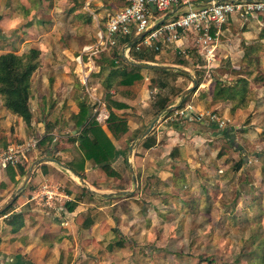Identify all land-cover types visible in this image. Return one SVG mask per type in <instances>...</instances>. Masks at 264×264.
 Instances as JSON below:
<instances>
[{"label": "rangeland", "instance_id": "obj_1", "mask_svg": "<svg viewBox=\"0 0 264 264\" xmlns=\"http://www.w3.org/2000/svg\"><path fill=\"white\" fill-rule=\"evenodd\" d=\"M86 1L0 0V54L11 52L20 55L38 47L40 54L46 56L48 52L52 59V56H63V49L77 54L80 50L95 48L97 34L105 28V14L113 9L110 4L119 5L120 0H101L103 6L95 0H88L95 16L92 17L89 11L82 13L79 10L71 20H67L69 7L74 4L79 8ZM185 9L186 6H181L180 10ZM165 15L157 13L155 16L160 21ZM210 43L202 46L193 35H188L182 39L179 47L166 43L161 45V50L174 63L183 61V66L192 71L191 78L193 74L199 75L200 78H194L196 81L208 79L214 82L219 79L238 88L245 84L248 107L233 111L230 102L218 101L206 104L202 107L204 110L198 111L186 102L190 98L187 96L181 108H178L179 103L170 105L174 107L171 111L154 115L155 121L150 130L157 127L159 131H167L168 123L178 126L179 131H174L176 135L172 144L178 141L179 136V142L186 146L180 155L173 148L165 150L163 144L166 141H162L163 137L159 138L162 147L154 155L163 156L159 158V164L167 180L154 187L149 181L145 183L144 174L141 175L142 179L138 177L142 184L137 186L131 178L134 175L124 170L122 164L120 168L118 165L126 179L125 191L130 192L128 199L137 203L135 209L141 208L145 212L144 215L141 213L137 229L132 228L136 227V223H130L126 226L130 232L124 230V238H132L134 244L110 250L101 245V248L92 251L91 255L96 256H92L93 264H264V19L259 16L246 19L229 17L219 36H213ZM123 46L118 44L92 57L99 71H102V66L105 67L100 74L102 80L110 67L102 58L111 57L113 52L120 54L122 49L126 51ZM207 50H211V53H206ZM93 51L91 49L86 53L92 54ZM247 51L250 53L247 54ZM145 52L148 55L156 54L148 50ZM136 53L135 49H128L127 60H131V55L134 58ZM161 54H158V62H163ZM114 64L122 66L118 59ZM78 73L76 76L69 68L67 72H62L60 78H69L76 85V100L82 96L90 110L92 107L93 113L95 99L104 100L103 86L102 89L87 92L82 84L85 74ZM38 74L35 73L33 77L35 84L40 79ZM90 74L93 77L97 75L93 71ZM175 78V74H172L166 76L164 81L174 83ZM54 81L55 77H52L49 88H52ZM157 81H161V78L154 79L153 84ZM186 81L189 79L186 78ZM92 83H88L89 89ZM211 89L208 88L209 91ZM172 90V86H167L160 89L159 94L173 99L177 93ZM35 98L37 96L34 102ZM31 105L34 106L33 103ZM216 106L218 109H213ZM2 108L0 104V111H4ZM191 122H196L199 130L191 131L188 128L192 126ZM200 122L205 124L201 125ZM3 130L0 128V131ZM55 135L56 146L60 143L61 134L57 132ZM148 137L141 141L144 143ZM0 144L2 146L1 140ZM151 154L150 151L147 155ZM141 156L138 155V158ZM240 160L243 163L235 170ZM23 162L24 159L18 165H23ZM30 182L28 189L25 187V195L21 197L23 192L20 193L13 202L12 211L17 208V211L22 210L20 204L26 202L24 209L30 207V211L40 212L41 209L30 201L39 181ZM63 190L66 192L67 189ZM151 190L155 194H151ZM152 220H155L154 224H151ZM113 234V230L107 232L104 243L111 242ZM118 238L122 239L115 236V240ZM94 243L98 245L95 240ZM10 250L7 245L0 247V264H35L31 252L21 254L19 249L16 252Z\"/></svg>", "mask_w": 264, "mask_h": 264}, {"label": "crops", "instance_id": "obj_2", "mask_svg": "<svg viewBox=\"0 0 264 264\" xmlns=\"http://www.w3.org/2000/svg\"><path fill=\"white\" fill-rule=\"evenodd\" d=\"M95 1L103 6L101 0ZM97 5L94 4V6ZM110 6H112L113 9H117L116 7H118V5L115 4H110ZM79 10L82 13L84 11H89L92 17L95 16L90 10V3L87 0L85 5L79 6V8L74 7V4H72V7H69L66 12L67 20H71L73 15ZM103 20L105 21V17ZM85 25H87L86 21ZM131 47L130 45L123 46V48H126L127 52ZM35 48L41 53L38 47ZM147 50L154 52L152 49L143 48V51ZM126 51L122 49L120 56L122 57V55H124L127 59ZM61 53L63 56L60 57L56 55L57 58L52 56V59H50L48 52L46 56H44V54L39 55L40 67L36 73H39L38 78L40 76V79L36 84L34 82L29 101L32 112L30 128H27L20 118L11 114L5 108H2L4 111H0V128H4V130L0 131V140L2 141V146H6L9 143L30 139L32 136L42 137V141L43 138L51 137V135L55 136V134L59 132L61 134L59 145H51L54 146V150L51 151L48 147L41 144L33 151V156L30 155V153V156L27 155L29 158H27V156L25 157L24 164H21V166L27 171L34 160L42 157H49L58 161L59 164L48 162L36 166L30 178V184L37 181L41 183L43 179H48L51 182L54 181L56 184L58 183L62 186L63 189H67L64 193L68 201L64 204L63 213L60 217H53L52 214L49 215L48 212H44L40 209L39 213H35L29 210L30 207H27V209L23 208L27 205L26 202L22 203V205L20 204V209L22 208V210L17 211V208L14 209L12 213L22 214L24 226L15 233L11 232V227L7 225L5 216H0V247L2 248L3 245H7V248L9 247L13 252L19 249L22 252L21 254H28V252H31V259L35 264H93L92 260H94L96 256L91 255L92 251L97 249V247L101 248V245L104 249L110 250L111 248H124L128 247L130 244H134L132 238L129 240L124 238L126 235L124 230L128 229V232H130V228L126 227L129 226L128 224L130 223H136V227L132 226V228L137 229V226H140L141 215H144L145 212L141 208V210L134 208L137 203L128 199V197H130L128 193L118 195L119 192L126 190L124 187L126 179L123 177L121 169H119L121 164L124 170L134 175L132 176L133 178H136L134 181L131 177L134 184L137 186L142 184L139 179H142L141 175L144 174L145 183L149 181L151 186L154 187L156 184L160 185V183L162 184L167 180L164 170L161 169L162 165L159 164V158L163 156L154 155L155 151L162 147V145L159 144V138L163 137L164 140L161 138L162 141H166L163 144V147H166L165 150L173 148L174 152L178 150L180 155H182L184 147L186 146H184L183 142H179L181 141L179 136L178 141L172 144L176 135L174 131H179V129L178 126H173V124L170 123L167 124L169 130L159 131V128L153 127L150 133L146 135L150 136V139H154L153 146L145 149L143 147V141H136L155 119L152 99L153 93L160 92V89L158 90L156 86L152 85L151 81L156 78H161V82L165 84V87H173L172 91L177 93V95L174 96L173 99H171L170 96L166 97L172 102V106L178 103V105H180V103L185 100L181 99L183 91L191 87L192 90L186 94L184 98L190 96L186 102L190 103L192 107L198 111L204 110L202 107L206 104L211 105V102L214 103L211 97L215 83L208 79H203V81L194 80V78L198 79L200 76L193 74V78H191L190 73H192V71L190 68L180 66L177 64L178 62L174 63L169 60L170 56L164 54L166 52L161 50L156 53L157 55H153V61L144 60L140 63H152L175 67L181 71L185 70V72L182 73L183 76L175 75L176 78L174 83H168L164 80L166 76H172V74L174 75L175 72H178L177 70L167 71L169 73H156L153 69H145L140 73L143 79L135 82L132 86H121L114 81L110 88L105 89L103 85L105 79L102 80L101 76L98 75L100 72L98 70L99 68L94 64L92 58L94 54L83 52V50L78 51L77 54H73L65 49H63ZM159 53H162L163 62L157 61ZM163 54L165 56H163ZM57 59L58 61H56ZM60 59H62L61 63L59 62ZM129 61L135 62L132 61V59ZM69 68H71V71L75 73L76 76L79 74L78 72H81L82 75L85 74L84 78H86L87 84L83 86L86 88L87 92L88 90L95 91L96 88L102 89L103 86V101L105 102L107 112H113L118 117L125 120L127 131L117 139L113 138L110 133L107 132V125H105L107 122L98 123L115 146L116 155L111 166L119 177L107 178L91 161L84 162L82 178L78 177L67 168V164L73 159L72 147L77 145V141H75V143L72 142L71 137H74L75 140V136L80 131V127L77 128L75 122L79 112L80 101L84 99L82 96H79L78 100H76V85L72 84L69 78H64L63 80L60 78L62 72H67ZM86 71L88 74H86ZM92 71L97 75L93 77L90 74ZM52 77H55V81L52 88H49L48 84L52 81ZM186 78H188L189 81L185 83ZM94 80L96 81L94 82ZM193 80L195 81L194 87H192ZM90 81L93 83L92 87L89 89L88 83H90ZM208 88L212 89L209 91ZM36 96L37 98H35L36 101L34 102L33 100ZM108 100L123 104L125 107L119 109L112 107L109 109L107 106ZM32 103L34 106L36 103V107L31 105ZM213 109L218 108L216 106L215 108L213 107ZM93 114L92 107L91 110L89 107V116L87 119H91ZM48 124H51L52 127V131L49 133L46 132ZM190 124L192 126L188 128L191 131L194 129L199 130L196 122H191ZM200 124L204 125L205 123L200 122ZM210 125L213 126V124ZM171 126L173 127L171 128ZM67 134L70 136H67ZM145 138H143V140ZM131 150H133V152ZM150 151L153 154L148 156L147 154ZM140 154L142 156L139 159L138 155ZM21 161H23V159ZM13 172L11 178L7 171L0 172V206L5 205L11 199L23 182L16 168H13ZM139 176L140 178L138 179ZM179 177L181 179L182 174H180ZM26 187L28 189V185ZM27 189L22 191L23 194L21 197L25 195L24 192H26ZM151 194H155L153 190H151ZM19 200L20 197L17 201V205ZM67 204L73 205L72 210H66L65 205ZM146 213L148 215V211H146ZM154 222L155 220H152L151 224H154ZM110 230H113V238L111 242L104 243L105 235ZM115 236L122 239L118 238L115 240ZM94 240L98 244L97 246H95ZM101 240L103 241L102 244L100 243ZM11 250L10 252H12Z\"/></svg>", "mask_w": 264, "mask_h": 264}, {"label": "trees", "instance_id": "obj_3", "mask_svg": "<svg viewBox=\"0 0 264 264\" xmlns=\"http://www.w3.org/2000/svg\"><path fill=\"white\" fill-rule=\"evenodd\" d=\"M123 3L120 1V4L116 8H121ZM114 10V9H112ZM111 10V11H112ZM110 11V12H111ZM106 16L104 23V30H106ZM134 37L132 35L120 38L118 44L130 45ZM117 44V45H118ZM116 45V46H117ZM114 46V48L116 47ZM135 46L130 48V51L133 50ZM253 51H255L253 49ZM145 51L137 52L133 58L131 55L132 61L140 63L141 61H153V55H148L144 53ZM250 52L247 51V54ZM40 53L36 48H30L27 52L20 55L14 53H2L0 54V104L11 114L20 118L27 128H30L32 121V112L30 109V98L32 93V87L34 85L33 76L40 67ZM147 58V59H146ZM115 59H118L121 62L122 66H116ZM103 62H107L110 65L107 71V75L103 81L104 88H110L113 85V82L121 86H132L135 82L141 81L143 77L141 76L142 70L132 66L130 63L126 62L118 52H113L111 57L102 58ZM178 65L183 66V61H177ZM107 66V65H106ZM104 66H102V71H104ZM100 71L98 75L102 73ZM156 73H169L163 70L153 69ZM175 75L183 76L181 72H175ZM185 76V75H184ZM152 85H155L158 90L165 88V84L161 81H157ZM215 87L211 99L214 102L218 101H228L231 103V110L235 109H245L248 107V99L246 98L247 88L244 86L237 87V85L226 84L225 81H220L216 79L214 81ZM185 99V98H184ZM84 100V99H83ZM80 101L79 112L77 114V119L75 126L80 127V131L74 137H71V141L77 145L72 147L73 159L67 168L75 173L78 177L82 178L83 165L85 161H91L94 166H96L107 178L110 177H119L116 172L113 171L111 163L114 161L116 150L115 146L110 140L105 132L101 129L94 118L87 119L89 116V106L85 101ZM250 101V100H249ZM107 106L109 109L114 108H124L123 104L118 102H113L111 100L107 101ZM185 100H183L178 108H181L184 105ZM171 101L168 100L165 96L162 97L159 94V91L153 95V108L155 115H158L162 112H165L168 107H170ZM109 119L107 121V131L114 138H118L120 135L127 131V126L125 120L118 117L113 112H109ZM170 113H167L169 115ZM51 124L47 125L46 132L49 133L52 130ZM45 145L49 150H54L53 143L51 142V137H45L40 142V145ZM154 139L149 137L143 143L145 149L153 146ZM240 160L234 167L235 170H238L242 164ZM13 168H16L18 175L22 178L26 170L21 165L15 167H7V171L10 178L12 177ZM13 203L3 211L0 216H5V221L7 225L11 227V232H18L24 226V219L21 213H12ZM66 210H72L73 205H65Z\"/></svg>", "mask_w": 264, "mask_h": 264}, {"label": "built area", "instance_id": "obj_4", "mask_svg": "<svg viewBox=\"0 0 264 264\" xmlns=\"http://www.w3.org/2000/svg\"><path fill=\"white\" fill-rule=\"evenodd\" d=\"M123 3L121 8H117L106 14V30H99L95 48L84 49L83 52L94 49L92 54L105 52L107 48L118 44L120 38L132 35L134 38L147 31L148 33L137 42L135 51L149 48L155 53L161 51V45L172 43L180 46L183 38L193 35L202 46L211 44V39L219 36L222 26L229 17L237 16L246 19L247 17L264 18V0H120ZM181 6H186L181 11ZM175 13L159 22L155 16L157 13ZM160 20V21H161ZM156 26L154 29H152ZM98 48H100L98 50ZM181 52L180 48H177ZM206 53L210 54L211 50ZM82 84L86 86V78ZM93 109L94 120L97 123L108 121L105 102L95 99ZM213 119V118H211ZM213 123V122H212ZM52 136L53 144L56 143L57 136ZM42 137L32 136V138L9 143L0 146V172L7 167H15L22 159L33 153L40 144ZM30 201L37 208L52 214L53 217H60L67 196L63 187L54 184L48 179H43L35 188Z\"/></svg>", "mask_w": 264, "mask_h": 264}, {"label": "water", "instance_id": "obj_5", "mask_svg": "<svg viewBox=\"0 0 264 264\" xmlns=\"http://www.w3.org/2000/svg\"><path fill=\"white\" fill-rule=\"evenodd\" d=\"M174 13H175V11L167 13L163 19H167V18L171 17ZM161 23H162V20L159 21L156 26H159ZM156 26H154L152 29H154ZM147 33L148 32L145 31V32H143V34H141L138 37L134 38V40L132 41V43L130 44V46H133L137 42H139L142 38H144V36ZM122 57H123V59L126 60V62L130 63L132 66L137 67V68H139L141 70H145V69H157V70H163V71L177 70V71H179L181 73L185 72V70L181 71L180 69H177V68L171 67V66H162V65L152 64V63H144V64L135 63V62H131V61L127 60L124 55H122ZM194 86H195V81L193 80L192 81V87H194ZM190 90H191V87L188 88V89H186V90H184L183 93H182V96H181L182 98L181 99H184V96L186 94H188L190 92ZM173 108L174 107H169L166 110V112L171 111ZM154 121L155 120H153L150 123V125L146 128V130L137 138L138 141H141V140H143V138L146 137V135L149 132L150 128L152 127ZM48 162L55 163V164H59L58 161H56L55 159L49 158V157H42V158H38V159H36V160L33 161V163L30 165V167L28 168V170L25 173V176H24L22 185L15 191V194L11 197V199L5 205H3L2 207H0V214L3 211H5L16 200V198L18 197V195L25 189L26 185L28 184V182H29V180H30V178L32 176L33 169L36 166H38V165H41V164H44V163H48ZM130 172L132 173L131 170H130ZM133 180L135 181V178H133ZM127 193H130V192L121 191V192L118 193V195H120V194L121 195H124V194H127Z\"/></svg>", "mask_w": 264, "mask_h": 264}]
</instances>
